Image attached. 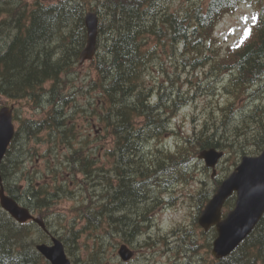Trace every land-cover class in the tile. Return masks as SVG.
<instances>
[{
	"label": "trees",
	"instance_id": "16d2710c",
	"mask_svg": "<svg viewBox=\"0 0 264 264\" xmlns=\"http://www.w3.org/2000/svg\"><path fill=\"white\" fill-rule=\"evenodd\" d=\"M93 1L98 4L93 5ZM93 1L44 3L38 0L29 8L26 0H0V94L14 101L32 99L36 106L42 107L44 93L49 92L54 107L41 119L21 120V129L16 132L2 164V175L7 192L34 209L49 208L60 198V191L69 192L67 182L60 179L63 176L60 168L71 177L84 172L87 179H83L82 185L95 177L96 163L90 152L85 147L71 144L70 153L58 157L62 162L53 169L54 181L62 183L37 185L31 180L25 195L19 193L18 184L9 185L8 182L12 169L20 168L19 158L14 160L10 156L20 133L24 131L31 138L46 130L52 139L55 140L58 134L65 142L73 137L72 126L63 115V112L67 114L63 107L68 103L66 95L70 94L65 89L70 83L73 66L79 62L87 43L85 15L88 10H95L100 18L99 47L95 61H92L98 81L92 83L101 92V120L115 138L120 183L113 192L109 183L111 191L107 190L106 199L98 200L97 206L90 199L78 210L80 217L86 219L83 229L99 230L107 220L129 242L141 230V222L132 219L130 211L153 203L158 192L174 182H187L192 177L187 168L195 161L199 149H239L244 146L243 138L249 149L241 153H248L253 148L251 151L258 154L264 148V106L258 105L246 113L243 117L246 127L236 129L233 134L230 130L236 126L229 125L233 113L231 104L223 109L226 114L223 119L205 120L199 129L184 138L183 146L178 144L175 150L150 147L153 139L170 131L171 117L188 105L193 96L183 91L171 75L170 86L163 82L150 85L146 82V74L153 72L149 63L158 61L161 53L158 47L163 46L171 51L169 55L175 61L174 66L181 67L179 73L187 67L202 68L204 77L212 78L204 87H201L203 79L199 78L195 83V95L198 89L206 88L212 93L213 79H220L221 74L227 73L229 81L225 90L242 97L257 82L264 80V0H188L181 10L174 11L159 9L170 0ZM242 3L256 6L257 17L250 24L251 33L247 32L223 54L216 44L213 48L215 26L226 13L236 11ZM1 36H5L4 40ZM153 39L157 40L156 47L149 45ZM175 74L178 77L179 74ZM47 82H51L48 88L45 87ZM251 129L256 131L248 135ZM14 155L18 156V153L15 151ZM227 175L223 174L216 186ZM209 192H199V210L209 199ZM235 199V195L231 196L226 207L231 208ZM47 213L42 212L43 216ZM35 226L32 222H17L0 206V264H50L36 249ZM216 234L215 229L212 230L211 235ZM69 235L73 243L78 244L80 230L72 229ZM65 244L74 257V264H79V257L67 238ZM192 245L199 246L198 243ZM211 246L212 239L208 242V247ZM188 251L186 248L183 253ZM96 254L98 249L93 250V256ZM81 264L98 263L85 260ZM205 264H264V216L233 252L221 259L212 258Z\"/></svg>",
	"mask_w": 264,
	"mask_h": 264
},
{
	"label": "rangeland",
	"instance_id": "374dc122",
	"mask_svg": "<svg viewBox=\"0 0 264 264\" xmlns=\"http://www.w3.org/2000/svg\"><path fill=\"white\" fill-rule=\"evenodd\" d=\"M26 1L30 8L38 0ZM41 1L56 3L61 0ZM187 1H166L163 6H159V9L181 10ZM92 4L98 3L93 1ZM257 14L258 8L248 3H242L236 11L226 13L215 26L213 48L216 44V48L225 54L228 47L234 46L246 35ZM4 38L5 36H1L2 40ZM149 45L156 47L158 45L157 40H151ZM158 49L161 50L158 61L149 63L153 72L151 75L146 74L147 84L163 82L170 86L171 75L176 84L181 85L182 90L188 92L190 97L193 96V99L171 117L170 131L153 139L150 147H171L175 150L179 145L183 146L184 138L192 135L205 120L223 119L226 115L223 109L228 104L232 105L233 110L229 125L236 126L230 131L235 134L236 129L241 130L246 127L247 124L243 123V117L247 115L246 113L252 112L258 105L259 107L264 106V80L257 82L239 98L225 90L229 81V74L227 73L221 74L220 79H213L212 93L206 88L198 89L199 92L195 95L197 90L195 83L198 79H203L201 87H204L212 78H205L202 68L187 67L179 73L181 67L176 68L174 66L175 61L169 55L171 51L163 46L158 47ZM208 53L212 54L211 51ZM175 72L179 74L178 77ZM69 76L70 83L65 92L70 94L66 95L68 103L64 104L63 107L67 114L63 112V115L65 116L64 120H67L68 124L72 126L73 137L71 136L69 141L65 142L60 140L58 134V137L55 136V140L52 139L50 132L46 130L39 133L37 137L31 138L27 137L24 131L20 133L10 155L11 159L19 158L20 168L17 171L12 169L8 179L9 185L18 184L21 189L19 193L26 195L27 186L31 180L37 185L67 182L70 188L69 192L60 191L61 196L54 205L49 208L36 207L35 209L37 214H41V210L48 211L45 219L51 232L59 236L64 242L67 238V241L74 248L76 257H79V264L85 260L88 262L96 260L98 264H205L210 261L213 254L212 246L209 248L208 242L214 238L210 231L204 233L197 221L200 214L199 205L201 204L199 192L206 190L207 192L210 191V196L214 194L217 189L216 181L222 178L223 174L234 170L245 154L255 155L251 151L254 149L251 148L248 153H241L249 149L245 138L242 140L244 146L239 149H224L225 157L219 162L215 173L199 157L202 150L199 149L195 154V161L187 168L189 175H192L187 182H174L166 190H160L153 203L144 204L142 202L141 204L144 205L130 211L132 212L131 218L141 222V230L129 242L125 241L123 234L115 226L111 227L107 220L99 230L83 229L86 219L80 217L79 206L87 203L90 199V201L96 202V204L93 203L95 206L99 204L98 200H105L107 190L110 188L109 183L112 184L113 192L115 186L120 183V175L118 176L116 167L119 155L115 138L109 130L105 129L104 122L101 120L103 114L99 113L102 110V99L99 87L92 83L98 81V74L93 61L75 62ZM50 84L51 82H47L45 87L48 88ZM44 94L41 101L42 107L36 106L32 99L14 101L4 94H0V108L7 105L14 106L15 116L18 117L15 122L18 130H20L21 120L41 119L46 116L47 111L49 113L54 109L49 92ZM154 95L158 96L156 92ZM167 114L170 115L169 112ZM255 131L256 129H251L248 135ZM66 137L68 138L67 135ZM71 144H74V147H85L95 160L96 168L93 170L95 177L88 179L85 185H82L83 179H87L84 172L78 173L76 177H71L70 173H66L65 169L62 168H57L63 173V176H60L62 182L54 181L53 169L62 162L58 157H63L66 152L70 153ZM17 147H21V149L19 150ZM15 151L18 156L14 155ZM256 151L258 150L256 149ZM12 165L16 166V163ZM68 165L66 164V166ZM138 175L140 177V174ZM109 190L111 191V189ZM203 206L204 204L202 208ZM227 211V208L224 209V212ZM72 229L80 230L78 244H74L70 238L69 234ZM186 231H188L187 234H185ZM33 236L37 241L49 242L51 240L50 235L37 224L34 227ZM124 242L128 243L134 251V256L129 261L122 260L118 254L119 247ZM194 243H198L199 246L194 247L192 245ZM186 248H189L188 256L183 253ZM94 249H98V254L95 256H93ZM70 257L71 259L74 258L72 255Z\"/></svg>",
	"mask_w": 264,
	"mask_h": 264
},
{
	"label": "water",
	"instance_id": "95a60500",
	"mask_svg": "<svg viewBox=\"0 0 264 264\" xmlns=\"http://www.w3.org/2000/svg\"><path fill=\"white\" fill-rule=\"evenodd\" d=\"M85 22L88 41L81 53V62L95 56L99 31L98 14L94 11L87 12ZM15 133L13 107L4 106L0 109V204L18 222L33 220L48 230L44 218L35 216L27 206L22 205L6 192L1 167ZM224 155V150L211 147L202 150L199 157L205 160L207 166L215 168ZM234 193L236 194L235 205L224 215V204ZM263 216L264 149L258 155L243 156L239 165L221 182L208 200L198 221L206 230L212 226L216 227L217 236L213 241L212 254L216 258H224L252 233ZM36 247L51 264H72L65 244L56 236L52 237V243H38ZM119 254L123 260L127 261L132 258L133 251L127 244H122Z\"/></svg>",
	"mask_w": 264,
	"mask_h": 264
},
{
	"label": "snow or ice",
	"instance_id": "6c2138e0",
	"mask_svg": "<svg viewBox=\"0 0 264 264\" xmlns=\"http://www.w3.org/2000/svg\"><path fill=\"white\" fill-rule=\"evenodd\" d=\"M247 31H248V34H250V33H251V29H248Z\"/></svg>",
	"mask_w": 264,
	"mask_h": 264
}]
</instances>
